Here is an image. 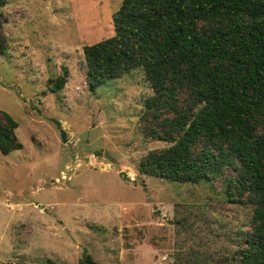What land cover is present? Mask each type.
<instances>
[{"label":"rangeland","instance_id":"obj_1","mask_svg":"<svg viewBox=\"0 0 264 264\" xmlns=\"http://www.w3.org/2000/svg\"><path fill=\"white\" fill-rule=\"evenodd\" d=\"M122 1L1 8L0 111L22 148L0 152V264H79L84 250L99 264H238L254 205L227 199L234 168L197 183L140 174L136 162L169 145L146 134L157 125L144 115L154 92L143 69L89 88L83 46L114 35Z\"/></svg>","mask_w":264,"mask_h":264},{"label":"trees","instance_id":"obj_2","mask_svg":"<svg viewBox=\"0 0 264 264\" xmlns=\"http://www.w3.org/2000/svg\"><path fill=\"white\" fill-rule=\"evenodd\" d=\"M4 4L0 54L8 48ZM112 20L113 36L83 46L89 88L142 68L154 92L144 115L157 125L146 134L169 143L141 157L137 172L197 183L234 168L227 199L254 207L233 257L264 264V0H123ZM65 83L62 76L51 91ZM17 126L0 111L2 154L22 148ZM79 264L99 263L84 250Z\"/></svg>","mask_w":264,"mask_h":264},{"label":"water","instance_id":"obj_3","mask_svg":"<svg viewBox=\"0 0 264 264\" xmlns=\"http://www.w3.org/2000/svg\"><path fill=\"white\" fill-rule=\"evenodd\" d=\"M56 125L59 129V132H60V135H61V138L62 140L65 142L67 139H66V132L61 128V124L60 122L56 121ZM121 175H123L124 178H126V174L124 172H121ZM130 180V178H127Z\"/></svg>","mask_w":264,"mask_h":264}]
</instances>
